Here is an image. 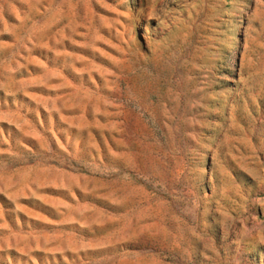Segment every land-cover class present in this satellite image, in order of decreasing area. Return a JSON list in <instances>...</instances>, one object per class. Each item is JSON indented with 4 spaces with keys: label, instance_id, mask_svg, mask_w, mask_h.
<instances>
[{
    "label": "rangeland",
    "instance_id": "obj_1",
    "mask_svg": "<svg viewBox=\"0 0 264 264\" xmlns=\"http://www.w3.org/2000/svg\"><path fill=\"white\" fill-rule=\"evenodd\" d=\"M0 264H264V0H0Z\"/></svg>",
    "mask_w": 264,
    "mask_h": 264
}]
</instances>
